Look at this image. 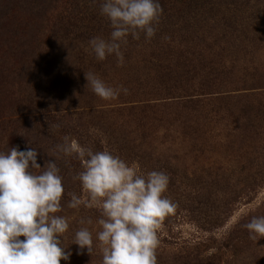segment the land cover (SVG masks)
I'll return each instance as SVG.
<instances>
[{"label": "rangeland", "instance_id": "1", "mask_svg": "<svg viewBox=\"0 0 264 264\" xmlns=\"http://www.w3.org/2000/svg\"><path fill=\"white\" fill-rule=\"evenodd\" d=\"M103 2L0 0V153L32 147L41 168L56 162L72 253L60 264H102L100 209L68 207L73 193L88 197L73 179L81 161L56 155L65 136L168 175L176 208L158 229V264H264V237L243 227L264 216V0L162 6L153 38L127 37L120 67L89 45L113 30ZM85 72L128 92L101 99ZM82 227L92 255L73 243Z\"/></svg>", "mask_w": 264, "mask_h": 264}, {"label": "clouds", "instance_id": "2", "mask_svg": "<svg viewBox=\"0 0 264 264\" xmlns=\"http://www.w3.org/2000/svg\"><path fill=\"white\" fill-rule=\"evenodd\" d=\"M101 14L111 28L110 39L92 38L89 45L98 61L115 54L117 66H123L122 45L127 37L146 39L155 36L163 8L159 0H104ZM87 86L104 100L118 98L128 89L108 86L92 72H85ZM51 127L58 128L59 125ZM72 156L84 169L74 180H79L88 199L71 195L69 208L97 207L101 211L97 233L102 251V264H158V229L161 222L175 211L176 204L166 197L169 177L162 171L138 174L137 169L108 151L93 152L69 137L56 146V155ZM38 150L12 148L0 153V264H60L68 261L61 240L69 229L67 218L57 215L62 211L64 193L62 177L56 162L46 160L41 168L37 163ZM30 169L42 170L38 172ZM81 224H92L82 219ZM250 239L264 237V216L253 217L243 225ZM20 237L25 239L21 240ZM74 244L80 250L93 253V237L87 227L75 233Z\"/></svg>", "mask_w": 264, "mask_h": 264}, {"label": "trees", "instance_id": "3", "mask_svg": "<svg viewBox=\"0 0 264 264\" xmlns=\"http://www.w3.org/2000/svg\"><path fill=\"white\" fill-rule=\"evenodd\" d=\"M159 3L161 4V6L167 9L169 8L174 9V7L176 6H181L186 4L190 6L193 4L192 0H181V2H177V0H159Z\"/></svg>", "mask_w": 264, "mask_h": 264}]
</instances>
